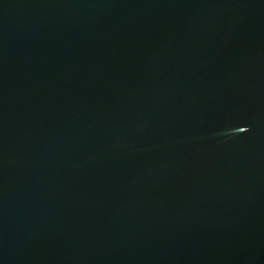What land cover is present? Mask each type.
Here are the masks:
<instances>
[{
	"label": "water",
	"instance_id": "1",
	"mask_svg": "<svg viewBox=\"0 0 264 264\" xmlns=\"http://www.w3.org/2000/svg\"><path fill=\"white\" fill-rule=\"evenodd\" d=\"M0 264H264V0H0Z\"/></svg>",
	"mask_w": 264,
	"mask_h": 264
}]
</instances>
